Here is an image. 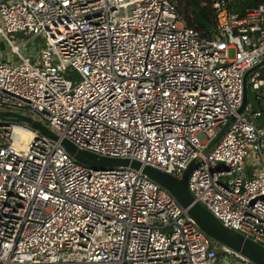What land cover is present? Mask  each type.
Listing matches in <instances>:
<instances>
[{"label": "built area", "instance_id": "2783aa9c", "mask_svg": "<svg viewBox=\"0 0 264 264\" xmlns=\"http://www.w3.org/2000/svg\"><path fill=\"white\" fill-rule=\"evenodd\" d=\"M228 1H211L206 36L172 0H0V110L58 135L0 119V264H256L140 169H94L60 143L178 178L195 159L194 198L264 246V65L247 77L263 110L236 113L264 58V2Z\"/></svg>", "mask_w": 264, "mask_h": 264}, {"label": "water", "instance_id": "95a60500", "mask_svg": "<svg viewBox=\"0 0 264 264\" xmlns=\"http://www.w3.org/2000/svg\"><path fill=\"white\" fill-rule=\"evenodd\" d=\"M263 65L264 58L261 60V62L244 72L242 77V102L236 110V113H242L248 103V75ZM0 119H12L14 121L26 122L29 127L38 130L39 133L54 140L58 139V135L56 133H54L47 126L43 125L40 121L35 120L30 116L0 110ZM232 120L233 116H231L229 120L223 126H221L216 135L205 147L204 153H207L211 150L214 144L220 139L225 130L228 128L229 123ZM60 143L65 148V150L77 161L90 165L94 169H107L117 166H130L134 169H140L143 174L170 192L176 198V200L186 208L187 213L192 217L199 228H201L210 238H212L214 241L227 244L233 249L240 251L253 260L256 264H264V246L262 244L243 235L234 228L223 224L206 206L202 205L198 200H196L193 194L189 191L187 181L191 171L197 165L195 159H193L188 164V166L184 169L182 176L178 178L149 165H142L136 160L104 157L86 150L79 149L75 144L65 138L61 139Z\"/></svg>", "mask_w": 264, "mask_h": 264}, {"label": "trees", "instance_id": "16d2710c", "mask_svg": "<svg viewBox=\"0 0 264 264\" xmlns=\"http://www.w3.org/2000/svg\"><path fill=\"white\" fill-rule=\"evenodd\" d=\"M175 1L176 9L182 15L184 24L193 27L202 35L209 36L215 26L214 10L211 7L212 0H172ZM264 0H229L228 7L232 12L242 14L245 9L255 7ZM250 90L248 89V92ZM248 99L252 101L255 110H263L261 102L256 95L249 92ZM264 118H260L262 122Z\"/></svg>", "mask_w": 264, "mask_h": 264}, {"label": "rangeland", "instance_id": "374dc122", "mask_svg": "<svg viewBox=\"0 0 264 264\" xmlns=\"http://www.w3.org/2000/svg\"><path fill=\"white\" fill-rule=\"evenodd\" d=\"M175 3V1H174ZM176 4V3H175ZM9 37L13 40V42L21 44V42L24 40L25 36H22L21 33L18 34H9ZM44 44V38H36L33 40H29L26 43V46L21 49V52L24 54H29L30 52H33L35 49H37L39 46ZM0 52L2 55H10V48L6 41H3V48L0 49ZM13 59H17L16 56H12ZM250 90V89H249ZM251 92V91H249ZM249 101V99H248ZM250 104H252V101L250 99ZM223 262L225 264H231V259L229 257H224Z\"/></svg>", "mask_w": 264, "mask_h": 264}]
</instances>
